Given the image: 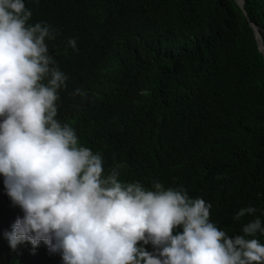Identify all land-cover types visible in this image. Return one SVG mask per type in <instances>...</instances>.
Masks as SVG:
<instances>
[{
  "label": "trees",
  "instance_id": "trees-1",
  "mask_svg": "<svg viewBox=\"0 0 264 264\" xmlns=\"http://www.w3.org/2000/svg\"><path fill=\"white\" fill-rule=\"evenodd\" d=\"M25 3L30 23L59 32L49 53L70 79L58 119L103 153L105 170L115 159L126 181L183 185L211 203L210 220L230 237L255 218L264 226V56L236 0ZM245 9L264 41V0H245ZM3 179L0 264H63L44 242L10 247L6 233L23 212ZM249 206L255 216L233 219Z\"/></svg>",
  "mask_w": 264,
  "mask_h": 264
},
{
  "label": "clouds",
  "instance_id": "clouds-1",
  "mask_svg": "<svg viewBox=\"0 0 264 264\" xmlns=\"http://www.w3.org/2000/svg\"><path fill=\"white\" fill-rule=\"evenodd\" d=\"M32 16L25 0H0V175L23 212L6 233L10 247L44 242L63 264H264L261 219L230 237L210 220L211 203L183 185L126 181L115 159L105 170L103 153L58 119L70 79L49 53L59 32ZM67 44L77 49L75 38Z\"/></svg>",
  "mask_w": 264,
  "mask_h": 264
},
{
  "label": "water",
  "instance_id": "water-1",
  "mask_svg": "<svg viewBox=\"0 0 264 264\" xmlns=\"http://www.w3.org/2000/svg\"><path fill=\"white\" fill-rule=\"evenodd\" d=\"M236 3L238 5L239 9L241 10V12L244 14L246 19L248 20L250 27L253 30L254 37H255V40H256L257 45H258L259 52L264 56V41L262 38V32L260 31L258 26L250 20L248 13L245 9V0H236Z\"/></svg>",
  "mask_w": 264,
  "mask_h": 264
}]
</instances>
